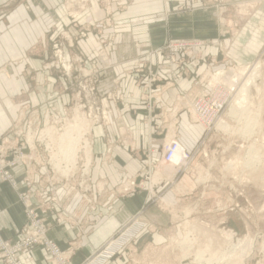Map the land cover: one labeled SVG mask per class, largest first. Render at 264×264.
Masks as SVG:
<instances>
[{"label": "rangeland", "instance_id": "rangeland-1", "mask_svg": "<svg viewBox=\"0 0 264 264\" xmlns=\"http://www.w3.org/2000/svg\"><path fill=\"white\" fill-rule=\"evenodd\" d=\"M133 2L0 0V73L13 67L20 69L16 76L24 78V69L28 72L27 64L19 56L25 53L26 57L39 58L41 61L43 81L41 79L39 84L38 81L30 80L31 88L35 91L51 79L50 83L55 84L51 85L53 92L47 107L38 108L27 101L23 91L17 93L14 98L15 117L0 133V147L6 148L7 138H13L14 148H17L23 142L21 137L16 136L18 132L15 131L20 130L24 132L22 137L26 144L34 138L40 151L39 157L48 161L51 159V146L42 139L44 135L48 139V133H61L65 129L69 130V125L81 126L80 123L84 129L87 125L89 129L91 126H100L93 124L94 113L88 104H84L88 84L90 80L93 83L98 81L96 86L100 90H96L95 94L103 97L98 99L101 107L103 100L109 98L107 93L112 95L110 85L106 90L101 85L107 79L117 77L99 71L96 77L88 78L84 77L85 72L92 66L107 64L106 45L109 41L105 35L114 25V11H117L116 7H125ZM93 4L103 10L104 16L88 23L83 15ZM160 7H163L164 18L162 24L158 22L155 36L156 40L162 38L159 39L161 43L152 48L147 47L146 53L148 55L158 48L161 54L136 61L131 73L139 76L135 83L139 89L151 76L154 77L152 91L173 84L172 101L170 99V104L166 105L165 114L180 99L179 116L185 115L188 124L198 130L193 139L187 137L184 166H175L177 170L174 175V169L164 163L167 162V154L163 153L162 145L166 134L165 129H162L166 122L157 117L161 109L155 108L151 112V119L152 128H155L152 136L158 143V160L153 164L154 167L159 166L155 170L148 167L146 174L126 180L113 191L114 195L125 199H131L133 195L137 197L135 215L126 221L114 237L79 263L75 260L77 252L81 251L80 236L63 247L58 245L48 236L45 217L59 205V200L54 196L55 191L68 200H78L80 207L86 203L85 198L92 194V189L88 187L90 171L85 173L82 166L85 152L79 150L77 167L71 168L66 176L55 168L53 162L45 165L44 169L33 167L36 163L32 161L29 165L30 171L35 173V181L32 185L28 184L26 191L30 192V198L34 197L35 201L31 200L34 204L39 194L43 193V203L35 206L39 211H45L43 221L49 240L63 250L74 243L80 244L71 257L73 264H225V257L231 254L241 258L242 264H264V0H162ZM164 28L169 32H161ZM89 37L96 41L92 53L95 55L91 57L82 49V43ZM10 41L14 44L9 49L7 43ZM172 43L174 45L171 48L179 45L177 52L169 48ZM140 46L136 45L138 48ZM231 52L242 59L236 62L224 59ZM173 59L177 70L170 73L167 67ZM137 67L144 72L137 73ZM231 70L232 74L241 72L239 81H236L238 85L229 87V75L226 74H222L218 81L213 80V75ZM30 76L34 78L33 74ZM247 80H251L246 93L247 120L229 119L230 105L240 86ZM57 86L59 88L55 92L53 89ZM56 95L60 100L59 106L53 101ZM121 95L118 91L116 98L114 96L112 99L115 101H109L112 116L113 103L116 107L124 105L120 102ZM198 100L201 101L204 126L191 119V107ZM143 103L148 119V102ZM183 105L186 111H183ZM109 110L106 109V112ZM221 121L229 126L227 131L218 127ZM111 122L103 127L107 128ZM243 122L249 124L245 127ZM121 128L132 133L128 127ZM243 128L250 131L240 134ZM10 129L12 133L6 136ZM89 136L85 137L88 142L90 139L92 141ZM119 137V141L114 139V142L118 141L131 154L137 153L124 144L122 138L125 135ZM139 153L146 154L147 150ZM19 168L20 179L15 174L13 178L17 187L19 181L25 185L23 179L26 177L22 171L23 164L19 163L15 169ZM129 180H134L135 186L125 194L122 188ZM9 186L18 190L17 187ZM103 190L100 188L97 192ZM45 192H48V198ZM17 194L19 200L21 191ZM200 255H203V259L197 262Z\"/></svg>", "mask_w": 264, "mask_h": 264}, {"label": "crops", "instance_id": "crops-1", "mask_svg": "<svg viewBox=\"0 0 264 264\" xmlns=\"http://www.w3.org/2000/svg\"><path fill=\"white\" fill-rule=\"evenodd\" d=\"M161 3L162 0H134L128 6L118 9L116 7L117 11H114L113 17L114 25L105 35L109 41L106 45L107 64L98 65V67L106 68L108 75L119 78L124 105L122 107L112 106L113 116L110 126L107 128L96 126L92 129V167L88 181L92 194L85 198L86 203L80 207L78 200H68L55 191L54 196L59 200L57 201L59 205L50 210L45 217V223L49 229L48 236L58 245L63 247L69 242L76 241L80 236L81 251L76 255L77 263L83 261L114 237L135 213L134 203L137 197L133 195L131 199H125L114 195L113 191L126 180L136 175L146 174L148 164H153L158 160L157 150L150 152L147 149L146 113L144 103L140 101L141 89L135 85L139 76L131 72L136 61L147 58V47L152 48L161 43L159 40L161 37L156 40L155 36L157 34L155 31L159 28L156 26H159L158 22L162 24L164 18ZM103 16V10L93 4L86 14L84 13L83 18L89 23L98 21ZM166 27L168 28V25ZM167 28L161 32L168 33ZM13 44L11 41L8 42L7 48L13 47ZM138 44L142 45L141 49L136 47ZM95 45V39L89 37L82 43V49L91 57L95 55L92 54ZM24 54L19 56L25 60L29 72L23 68L24 78H18L16 73L20 69L13 67L0 73V133L10 125L15 117L14 98L19 91H23L27 101L38 108L47 107L49 97L53 92L51 85L55 84L50 83L52 79L35 91L31 88L30 80L38 81L39 84H41V79L43 81L40 73L41 61L39 58L26 57ZM224 59L236 62L242 57L239 58L231 52L230 55H225ZM31 74L34 78H31ZM109 84L110 79H107L101 87L106 90ZM57 88L59 86L53 90L57 92ZM173 89L174 87L164 95V102L167 106L172 101ZM53 101L56 106H59L60 100L57 99V95ZM188 123L185 115L180 117L179 142L184 148H188L187 137L193 139L198 132ZM122 126L132 131L133 140L138 149L136 154H131L127 148L119 144L117 138L120 136L119 129ZM114 139L118 141L114 142ZM145 150H147L146 154L139 153ZM14 174L20 179V168L15 169ZM24 187L25 185L20 181L17 191L8 184L0 183V237L3 239L20 238L19 230L24 224V209L18 200L17 193L22 192ZM100 188L104 189L103 192H97ZM47 194L48 192H45L46 198H48ZM31 200L34 202V197H31ZM58 216L62 219L59 222L57 221ZM21 260L24 264H47L45 253L36 248L32 249L29 254L23 255Z\"/></svg>", "mask_w": 264, "mask_h": 264}, {"label": "built area", "instance_id": "built-area-1", "mask_svg": "<svg viewBox=\"0 0 264 264\" xmlns=\"http://www.w3.org/2000/svg\"><path fill=\"white\" fill-rule=\"evenodd\" d=\"M174 45L173 43L170 44L169 48L172 52H177V49H179V45L176 49L171 48V46ZM180 46H183L180 45ZM154 54L150 55L148 58L154 56H160L161 49H157L153 51ZM169 57V55L167 56ZM103 58V55H102ZM105 62L106 60H102ZM169 63V62H168ZM170 73L177 70V65L175 64L174 59L172 60V63L170 62L169 67H167ZM104 72L106 68H98L92 66L89 71L85 72L84 77L93 78L96 77V75L100 72ZM137 73H143L144 71L141 68L137 67L136 70ZM154 80V77L148 80H146L145 85H143L142 89L144 93L146 94V97L149 96L152 92H163L166 90L168 85L166 87H160L155 91L151 90L152 82ZM88 82V81H87ZM98 81H94V83L90 80V84H88V94L86 95V103L91 108V111H93V124H97L100 126H107L110 123V118L112 117V110H109V101H115L113 97L116 98V93L119 90V81L117 78H113L110 80V86H111V94L109 95V98L104 99L102 102V106L100 107L98 103V99H101L103 97L97 96L95 94L96 90H100V87H97ZM122 96V95H121ZM121 97V101L124 103V100ZM180 98V97H179ZM147 103V110H150V105L152 110L155 108L161 109L162 112H160V116H157L159 118L163 119V107L158 102L154 103L153 101L148 100V98L145 100ZM153 102V103H152ZM178 102V101H177ZM152 103V104H151ZM116 104L113 103L112 106ZM195 105L197 106L195 108ZM179 106V105H178ZM84 107V105L82 106ZM195 108V109H193ZM106 109L109 110V112H106ZM183 111H186L185 105L182 107ZM188 110V109H187ZM177 111V110H176ZM191 111L194 113L195 116L197 114L199 115L200 119L202 120L201 116V101L198 100L194 105L191 107ZM181 112V111H180ZM180 112H176V114H179ZM192 114V113H191ZM98 115V118H97ZM99 115H101V118H99ZM177 115H175L176 117ZM192 117V116H191ZM203 121V120H202ZM204 123V122H203ZM38 125V123H37ZM29 129V127H27ZM17 133V137H21L23 139V142L17 147L14 148L15 141L13 138L9 139L7 138V147L4 148L3 146L0 147V182H5L11 185L13 188L17 187V183L14 181V172L13 170L19 165V163L23 164L24 170L23 173H25V176L23 179V183L25 184V190L19 194V200L20 203L23 206L24 209V224L19 230L20 238L16 240H9V239H3L0 237V264H24V262L21 260V257L23 255H27L30 253V251L34 248H38L41 251L45 252L48 256V264H73L72 263V255L74 252H76L80 248V244L74 243L72 246H69L67 250L61 249L55 242H52L46 237V224L43 221V215L45 211H39L35 204L31 202L30 198V192L26 191V188H28V184H33L35 181V173L30 171L32 161L36 163V165H33V167H42L46 169L45 165L51 163V159L49 158L48 161H45L44 158L39 157L40 151L35 145L34 138H32L31 142H27V144L24 141V138L22 137L24 135V132L22 131H15ZM12 133V130H8L6 136H9V134ZM59 132L55 131V135H57ZM120 134V130H119ZM13 136V135H12ZM44 135L42 139L46 140V143L48 144L47 139ZM48 137V136H47ZM17 142V141H16ZM4 149H6L4 151ZM50 150V149H49ZM167 161L169 158V154L166 156ZM36 158V160H35ZM187 158V153H186ZM27 163V164H26ZM33 163V164H34ZM83 168L85 169V164H82ZM54 184V183H51ZM44 201L43 193L39 194V199H37V203L42 204ZM57 221H61V218L58 216ZM80 243V242H79Z\"/></svg>", "mask_w": 264, "mask_h": 264}, {"label": "bare ground", "instance_id": "bare-ground-1", "mask_svg": "<svg viewBox=\"0 0 264 264\" xmlns=\"http://www.w3.org/2000/svg\"><path fill=\"white\" fill-rule=\"evenodd\" d=\"M172 48L176 49L177 46H174ZM157 49H154V50H157ZM153 54H154L153 51L148 53V55L146 54L147 58ZM222 74H226V75L230 76V77L229 76L227 77L229 87H234V85L237 84L236 81H239V79H240V77L238 75L241 76V72L237 73V74H235V73L232 74V70H231V71H228V73L220 72L219 74H217L215 76L213 75V80L218 81ZM250 81L251 80H247L240 86L239 91L236 95V98L232 101L233 104L230 105V109L228 112L229 113L228 114L229 119H235L237 121H242L245 119L247 120L246 115L248 114V112H247L248 103L246 101L247 100L246 99V93L248 91V86L250 85ZM172 87H173V84L171 83L168 85L166 90H164L163 92H160V94L158 92H152L149 94L148 97H146V94L144 93L143 89H141L140 101H141V103H143L148 98V100L150 99V101H153L154 103H156L159 100V104H161L163 107V120H164V122H166V125L163 126L162 130L165 129L166 135H164V137H163L164 142H163L162 147H163V153L167 154V155L169 154L168 161L164 162V163L170 165L174 169V175H175L176 170H177L176 167L184 166V163L186 162V150H185L184 146L181 143H179V141H178V136H179L178 130H179V124H180V121H179L180 118L179 117L180 116H179V114H176V112L178 111V108H179L180 103H181L180 99L178 100V103H174L175 106H173V109L170 112H168L167 114H165V111L167 110V106L164 102V95ZM123 99H124V97H123ZM196 107L197 106L195 105V108ZM195 108H193V109H195ZM151 112H152V108L150 105V110L148 111V119H146V121H145V125H146L145 127L147 130V147H148L147 149L150 152L152 150L153 151L157 150V147H158L157 140H155V137L153 138V136H152L155 133V128H152L153 127V120L151 119ZM175 115H177V116L175 117ZM191 116H192L191 117L192 121L199 123L201 126L205 125L203 123V121L200 119L198 114H197V116H195L194 113L192 112ZM110 121H111V118H110ZM245 123L243 122V124L246 127V125H248L250 123V120H249L248 124L247 123L245 124ZM80 125L81 126L77 125V126H73V127L71 125H69V130L65 129L64 132L60 131L61 133H58L57 135H55L54 132L48 133L49 138L47 139V141H48V145L51 146L49 148L50 149L51 162H53V165L55 166V168L65 176H66V174H68L70 172L71 168L73 169L74 167H77L75 165H76L77 153L79 152V150H81L82 153L85 152V158L83 159V162L85 164V173H89L90 167H92V141L90 139V142H88V140L85 139V137L90 135L89 137L92 138L91 130L94 126L93 127L91 126V128L89 129V125H87V127L84 129V127L82 126L81 123H80ZM91 125H92V123H91ZM218 127L223 131H227L229 128V126L225 122H222V121L220 123H218ZM243 129H244L243 131H242V129H240L241 130L240 134L242 133L244 135L250 131V130L249 131L245 130L246 128H243ZM119 130H120V138H122L125 135V137L122 138L124 144H127L128 148L131 151H134V150L137 151L138 149H136L135 142L132 138L133 137L132 133L129 131H126L125 129H122V128H120ZM81 145H82V147L80 149ZM158 165L156 167H158ZM247 165H250V163ZM148 167L151 170L156 169V167H154V164L149 163ZM173 177L174 176H172V178ZM172 178L167 177L164 179L171 180ZM152 184H154V183H152ZM134 186H135L134 180H129L124 185V188H122V189H124L123 191L126 194L127 192H131ZM243 238L245 239L246 237H243ZM224 256H226V254H224ZM225 258L227 259V260H225L226 261L225 264H242V262H241L242 259L238 258L236 254H231V256L228 255ZM202 259H203V255L202 256L200 255V256H198L196 261L199 262Z\"/></svg>", "mask_w": 264, "mask_h": 264}]
</instances>
